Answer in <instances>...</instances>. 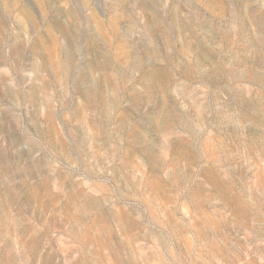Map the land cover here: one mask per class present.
<instances>
[{"label": "rangeland", "instance_id": "obj_1", "mask_svg": "<svg viewBox=\"0 0 264 264\" xmlns=\"http://www.w3.org/2000/svg\"><path fill=\"white\" fill-rule=\"evenodd\" d=\"M0 264H264V0H0Z\"/></svg>", "mask_w": 264, "mask_h": 264}]
</instances>
